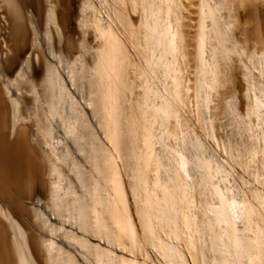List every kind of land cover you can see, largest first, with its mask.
Segmentation results:
<instances>
[{
  "label": "bare ground",
  "instance_id": "obj_1",
  "mask_svg": "<svg viewBox=\"0 0 264 264\" xmlns=\"http://www.w3.org/2000/svg\"><path fill=\"white\" fill-rule=\"evenodd\" d=\"M0 264H264V0H0Z\"/></svg>",
  "mask_w": 264,
  "mask_h": 264
},
{
  "label": "rangeland",
  "instance_id": "obj_2",
  "mask_svg": "<svg viewBox=\"0 0 264 264\" xmlns=\"http://www.w3.org/2000/svg\"><path fill=\"white\" fill-rule=\"evenodd\" d=\"M222 90H220L218 97H213L215 99H213L212 103H211V108L207 111L206 113V118L208 119H214V126H215V133L218 134L217 137H215V140L213 139V143L211 144L210 141L208 140L207 145H209V150L214 151L215 154L219 157H223L226 158L224 152L222 149H220L221 147L219 142L222 138H224L225 136L228 137L231 134V137L233 139V135L232 133H230V129H232L229 125H230V115L228 113V110L230 109L231 105L225 106L224 105V101L226 100L225 97L227 96V93H221ZM229 134V135H228ZM220 139V140H219ZM214 142H218L217 145H214ZM215 143V144H216ZM219 144V146H218ZM222 158V159H223ZM230 162V160H228ZM227 161V162H228ZM230 164V163H229ZM236 172V171H235ZM233 178L229 177L228 178V185H230L229 187L232 186H237L236 180H232ZM233 181V182H232ZM234 188V187H233Z\"/></svg>",
  "mask_w": 264,
  "mask_h": 264
}]
</instances>
